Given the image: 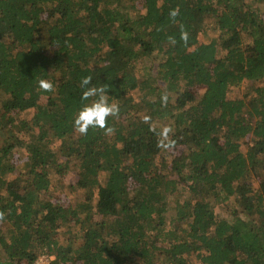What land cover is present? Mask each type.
Returning <instances> with one entry per match:
<instances>
[{
	"label": "trees",
	"instance_id": "obj_1",
	"mask_svg": "<svg viewBox=\"0 0 264 264\" xmlns=\"http://www.w3.org/2000/svg\"><path fill=\"white\" fill-rule=\"evenodd\" d=\"M84 76L114 135L74 132ZM0 212V264H264V0H0Z\"/></svg>",
	"mask_w": 264,
	"mask_h": 264
},
{
	"label": "clouds",
	"instance_id": "obj_2",
	"mask_svg": "<svg viewBox=\"0 0 264 264\" xmlns=\"http://www.w3.org/2000/svg\"><path fill=\"white\" fill-rule=\"evenodd\" d=\"M179 15V9H172L169 12V17L173 22H176V18ZM181 41L187 45L188 33L184 30L183 25L180 26ZM169 42L173 45L176 43L175 37H169ZM92 81L91 76H84L80 80V87L83 90L81 94L82 107L76 114L73 120L74 132L86 136L89 129L103 130L105 135H114L115 128L108 125V118H118L120 114V107L118 103H109L107 90L108 85L90 86ZM38 89L43 92H55L54 84L51 81L41 79L38 82ZM95 98V99H93ZM167 94H163L161 97L162 106H167ZM84 101H90V103H83ZM144 122L150 124V130L153 131L158 137L157 146L164 151H172L175 148L176 141L171 139L173 129L170 126H164L160 131H156L151 127V117L145 116ZM5 218L4 213L0 212V221Z\"/></svg>",
	"mask_w": 264,
	"mask_h": 264
},
{
	"label": "rangeland",
	"instance_id": "obj_3",
	"mask_svg": "<svg viewBox=\"0 0 264 264\" xmlns=\"http://www.w3.org/2000/svg\"><path fill=\"white\" fill-rule=\"evenodd\" d=\"M213 20L210 18L205 19V24L203 25L202 29L200 30L198 37L200 40H208L211 37L216 36V30L213 27ZM249 83L247 81L242 82L238 86H233L230 90L231 95H238L242 94L243 92H246L247 85ZM40 102L45 100V96H40ZM31 112V109L24 111V115H29ZM11 178L14 177L15 179L19 180L21 175L18 174L17 170H14L13 172L8 174ZM51 184H53V187L49 191V195L51 194V197L56 199L58 202H61L64 205L71 204L75 201V199H78L82 196L81 191H78L74 188L68 187V183L72 181L75 178V169L68 170L65 174L59 176L57 174H51ZM43 195H47L43 193ZM50 256H47L45 253L39 254L37 257V264H46L48 258Z\"/></svg>",
	"mask_w": 264,
	"mask_h": 264
},
{
	"label": "built area",
	"instance_id": "obj_4",
	"mask_svg": "<svg viewBox=\"0 0 264 264\" xmlns=\"http://www.w3.org/2000/svg\"><path fill=\"white\" fill-rule=\"evenodd\" d=\"M37 262V261H36Z\"/></svg>",
	"mask_w": 264,
	"mask_h": 264
}]
</instances>
